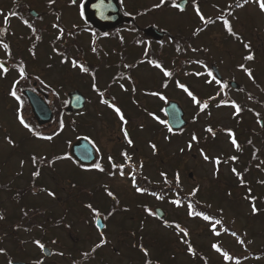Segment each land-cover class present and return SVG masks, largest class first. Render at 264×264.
Here are the masks:
<instances>
[{
  "label": "rangeland",
  "instance_id": "rangeland-1",
  "mask_svg": "<svg viewBox=\"0 0 264 264\" xmlns=\"http://www.w3.org/2000/svg\"><path fill=\"white\" fill-rule=\"evenodd\" d=\"M156 1L157 0H144V2L146 4L148 3V5L154 4ZM214 1L216 2L211 1V4L214 8H216L225 4L229 0ZM197 3H200V0H197ZM246 6L247 7L245 9L238 13L239 19H237V25L233 27V31L238 36H243L241 35L242 32L245 33L244 35H246V38L250 40L247 42L250 45L249 48L253 51L251 55H253L254 58L247 61V65L252 66L250 68H245L244 71L246 73L243 72V81L241 83L239 73L242 71L239 70V64L244 62L245 58L243 57L244 51L241 49L240 44L234 39L231 40L224 36L225 32L220 24L213 26L206 34H204V40L198 45V47L205 43V48L202 51L198 49L196 52H192L191 54V58L197 61H195V63L193 61L189 67L194 69V74L192 73L193 76L185 78V80L190 82V85L187 87V91L184 90L175 92L171 89L167 91L171 98L177 99L182 103L187 111V116L190 117V114H188L189 112H194L195 114L202 113L200 117L197 116V119H194L195 122H192L189 125L186 132L183 133L182 136L175 138L173 147H169L168 150H165V134L163 132L153 134L154 130L150 131L147 129L152 127L154 128L155 125L158 126V119L153 120L155 116H148V113H146L147 115L144 114L145 116H137V113L139 112L135 108L130 112L133 114L132 116H136V119L133 117L130 122L131 126L134 128L133 133H139L140 136V142L134 144L136 148L133 147V151L136 152L135 154L137 157L141 156L139 160L142 164L146 163L143 166L144 173L142 174L146 177V184L154 186L157 189H162L163 192L159 193L161 194L160 197L155 196V194H138L140 191L130 184L131 180L134 179V176L128 175L132 173V168L127 169V175L130 182L126 179V175L122 174L123 177H125L123 178L118 174V169L114 175L116 179L113 181V176H109V174H113L112 168H107L109 174H101L100 172H97V170L82 172V170L76 167V164L70 160L59 163H57V161L48 169L46 167H39L37 180L38 195L35 199L26 200L28 204L36 202L38 206H40L38 207L37 213L32 211L29 212L32 214V217L28 215L23 217L21 214L22 209H20L19 205L16 204L17 201L15 199L14 201L16 202L9 201L8 198L5 197L6 195L3 194V197L1 198L2 201H0V233L5 231L11 232L14 227L20 229L28 222L27 220L31 218L35 220L37 224V228L32 230L34 235L39 239L44 238V240L49 241L50 247L52 248L51 251L54 252L52 256L59 259V262H64V264H76L77 259L81 255L79 254V247H83L85 251H88L94 243H99L101 241V238L96 236L98 231L93 229L96 220L94 218V210L85 209L83 211V206L77 202V199H82L83 197L78 198V196L87 197L89 200H91L92 197L96 199L94 205L95 207H99L96 210L101 208L102 210L100 213L102 212L104 216V213H109L108 208L111 203L110 199L106 200L107 197H105V200H102V197L106 196L104 190L112 189L114 191L113 197L117 198V201H113L116 202V207L113 208V214L109 216L110 218H106L108 228L105 233H107V238H112L114 240L112 247L113 251L109 250L110 246L102 245V247L97 250V262H100V264H107L106 261L110 264H147L144 263V258L147 256L153 258L151 262L153 264H155L154 262H156L155 259H157V257L159 258L158 260H161L164 263L166 260L167 262L174 264L176 253L173 248V244H175V240L178 239V234H176L175 230L171 227L173 226L172 222L174 221L192 226L195 231L194 239L197 240L198 245L204 247L210 246L211 241H214L213 243H217L219 245H226L227 243L229 245H234L239 242L240 245L244 244L246 239H240V235H246V232L251 236V240L254 242L259 244L264 243V169H262L261 173L258 172L259 175L258 173L255 175L252 170L247 169L246 179L252 182L257 179L260 183H254V185L257 186V189L251 187L247 191L245 187L228 183L233 175L230 170V163L233 162L231 160V155H234L236 152L234 149L235 145L232 142L233 127L238 128L245 134V136L241 137L243 140H247V137L251 136L252 145L257 144L260 139L259 135L264 134L258 130L259 120L261 119L260 117H264V104L259 105L257 101L254 102L253 100L256 99V95L260 96L259 99L264 100V94H262L264 92V31L261 29L263 19L262 16L259 15L256 5L249 3ZM203 7H206V5ZM194 10L195 13L190 17L188 14L192 11L191 5H189L182 13L175 14L169 12L171 14H167L165 23L163 24L161 22L162 24L160 23L158 26H164L165 29H168V31L174 35L179 32L188 35L191 33V28L194 26L196 33L202 32L203 30L201 26L207 23L206 21L210 19L211 15H215V11L214 9L212 11L210 7L209 9L207 8L205 13L206 15L202 14L207 20H202L201 13L196 12V8ZM161 14L163 15V12ZM209 14L211 15L208 16ZM85 48L88 49L84 54L87 55L90 61L94 62L95 60L93 59V55L95 53L92 52L95 50H93V48L91 50V47L87 43H85ZM118 48L120 49L121 46ZM113 51H115L114 48ZM166 52L167 55H165V59L167 60L170 56L171 49H167ZM103 54L104 52H102V55ZM128 57V62L133 63L137 62L135 60L144 57V55H142L141 50H137L133 51ZM206 57L210 58V62L216 63L219 66L224 77L229 79L234 78L240 82L241 86H244L245 92H242L241 94L238 90H231L229 99L226 97H224V99L220 98L219 102L214 103L209 108L210 111L200 112L198 109H200L199 106L201 104V93H203L204 96H209V94L215 92L218 87L216 81L207 73V68H204L205 65L203 64V60ZM117 61L118 60L113 58V61L108 63L113 65V63H117ZM41 63L45 65L46 62ZM246 69L251 70V76L248 75ZM36 71L41 77L48 80L45 82V85L48 82L57 88L58 84L62 83L61 85L67 86L69 89L71 88L67 85V80H64L63 82L61 81L63 73L60 71L54 70L53 73H50L43 70L42 67H37ZM105 72L106 70L100 73L105 76ZM66 75L68 76V79L70 75L75 78V76L78 75L77 69L74 72L73 70L70 71ZM135 75L138 77L139 86L145 87L146 85L154 87L156 82L158 83L159 81L160 74L157 71L152 73L150 70L145 69L136 71ZM256 79L261 80L262 85L260 86H263L262 89L254 86L256 84L254 82H257ZM101 80L102 82L99 86L108 88V78L103 77ZM6 89L8 88L6 87ZM116 92L117 90H114L113 93ZM188 92H191L193 96L196 97V101H199V103L194 101L192 96L188 95ZM247 94H250V96ZM94 98L96 99L97 96H94ZM119 99L121 100L120 103H122V101L124 102V98L121 94L119 95ZM150 99V101L147 100L148 103H144L145 100L140 92L139 95L133 96L132 101L134 104L145 107L146 112L149 113L155 109L157 110V108L163 104L161 101L152 98ZM231 99L240 100L242 104L246 105L245 107L247 108L245 109V112H240L237 115L238 112L236 111L235 105H232V101H230ZM215 101H217V98ZM136 108L139 109V107ZM250 108L255 109L257 116H260H256V119L253 118V114L249 111ZM89 111L91 113L108 111L109 113L111 110L108 109L106 104H98L96 102L95 104L89 106ZM0 119L3 121V126H5L4 128L8 131L4 136L2 132L3 130H0V134L4 136V140H0V144H4L6 147L4 149L6 152H4L3 157L1 158V160H4L5 163L3 165L6 166L3 170V175L7 177V181L11 180V183H13L14 178L18 176V173H20L18 163L21 160V175L26 178L19 181L21 187L27 185V179L29 178V169L25 168V164H22L24 163L23 160L28 161L27 158H29L31 153L33 154L34 152L38 156H46L50 160L57 158L58 155H60L59 153H63L65 150H68L66 142L72 141L76 137L77 133L74 128L65 124L62 134L51 141V143L54 144L51 145L43 143L39 139H31L28 131L24 130L23 127H21L19 134V125L13 121L11 116L4 113L1 109ZM70 120L71 119L67 120V123ZM81 122L83 123V121ZM58 123H60V120ZM84 123L87 122L85 121ZM94 125H96V127L92 128V130L87 128L85 125H82L81 131H79L78 127L77 130L81 133L89 132L91 135H94L103 151L108 152L107 149H109V151L113 153V157L122 163L123 159L119 155V150L123 146L121 144H124V142L120 143L118 139V136L120 135L117 130V126L119 129V122L115 118L114 121L113 119H107L104 121L96 120ZM138 125L143 127V129L138 130ZM58 127L59 126L56 123L53 126H48L45 131H56L58 130ZM206 128L212 129L209 133V137L213 138L211 139V145L207 148H199L198 145L203 146L202 144H205L201 142V136H206L204 135L206 132L203 130ZM196 132H198V135L200 136V141L198 139L197 142L193 140L194 134L197 135ZM211 135H216V137H212ZM147 140H149V144H147ZM112 141L113 144H111ZM192 141V148L189 150L188 148L191 145L190 142ZM152 144L156 149V153L158 155L161 153L163 157L161 158V161L164 159L162 163L165 165L164 170L167 175H159L162 173V165L154 159ZM15 145L17 146V153H9L10 157L6 159L5 156L8 154V149ZM209 156H214V161H212V158L209 159ZM219 156L229 159L228 163L226 165L225 163H223V165L216 163L215 160H217ZM205 157H207V159ZM262 158L264 161V157ZM134 159L132 162L137 163ZM240 159L241 162L244 163L247 161L248 157L243 154ZM172 165L173 169L171 168ZM157 166L160 169H158ZM175 169H177V171H175ZM235 171L236 174L240 173V170ZM190 173L192 176L189 175ZM65 177L78 181V185H69L67 178ZM171 181L173 183H171ZM178 184L182 188V193L184 194L192 193L194 192V189H196L199 200L202 203L208 202L211 205V212L217 211L219 208L223 209L224 213L221 220H219L220 223H214L217 232H224L223 235L215 237L207 228V222L199 219L196 220L188 218L186 213L188 212L187 206L177 205L171 198L164 196L167 194L166 189L168 186H178ZM104 185H108L109 187ZM249 194H252V198L259 199L257 200L258 209L260 210L259 212H257L256 207L250 203V200H247L248 198L246 195ZM83 200L85 199L83 198ZM119 205L130 206L132 207V210L127 211L123 209L125 210L124 212L120 211V208L122 207ZM155 207H161L165 210L167 214L166 220L161 221L156 217V215H153L154 213H152V211ZM45 209H49V211L46 212ZM64 209L71 210L64 211ZM146 209L147 213L145 211ZM44 212L47 215H45ZM33 213L36 214L35 218L33 217ZM61 221H64L67 225H69L68 228L61 226L57 227V223H60ZM65 223H63V225L67 226ZM142 226L144 228H140ZM137 228H140V230L136 232L138 234V237L136 238L138 243L135 244L136 247L134 248L130 243H124V241L131 240V237H126L125 231ZM17 232L23 234V231L21 230H17ZM233 234L239 236L235 237ZM142 237H144L145 241L148 242L149 245L141 243V247L139 249V246L137 245H139V242L143 240ZM51 241L53 242L51 243ZM78 242L82 245L80 246ZM110 244L112 243L108 242L107 245ZM143 245L149 247V252L144 249L142 250ZM17 247L18 246L10 243L4 245V248L7 249L9 253L14 254L17 258L23 257V253H17V251L20 250ZM31 251L36 253H33L31 257L39 258L41 256L40 249L37 248L36 250ZM26 256L29 257L30 255L27 254ZM170 258H172V260H170ZM73 260L74 262H72ZM92 260L95 261L94 258H92ZM0 264H6L5 256H3V254L0 255Z\"/></svg>",
  "mask_w": 264,
  "mask_h": 264
},
{
  "label": "flooded vegetation",
  "instance_id": "flooded-vegetation-1",
  "mask_svg": "<svg viewBox=\"0 0 264 264\" xmlns=\"http://www.w3.org/2000/svg\"><path fill=\"white\" fill-rule=\"evenodd\" d=\"M87 1L88 0H75V2H73V0H0V62H2L4 68L7 69V72H5L4 68H0V109L4 113H7L9 116H11L13 121L19 125V134L21 127H23L24 130L28 131L31 139H36L32 137V133H36L37 130L34 128L36 127V124L32 123L30 118V114H33V111L28 97L25 96V91L27 90H31L45 98L46 102L49 103L51 109L55 112V118L56 111L58 110V114H60L59 116H61L62 120L74 119L79 120L80 122L83 121L84 123L85 120L88 119L104 121L115 118L117 120L119 116L121 117V114L123 115V120L131 121L133 117L136 119V116H132L133 114L130 113L131 110H129V102L125 112L122 113L111 111L109 113L108 111L91 113L88 109L77 114H69L66 112L67 104L69 103L68 94H70L73 90H80L87 98V106H90L96 102L98 104L105 102L109 96L113 97L112 92L114 90H117L116 93H119V95L121 94L123 97L126 96L122 90L123 87L129 89L128 96L130 95L129 98L131 100L133 96H137L141 92L142 97L145 100L144 103H148L147 100L150 101V98L158 101H160V98H165L168 93L167 91L170 89L177 92L182 91V87H180V85L184 84L186 87L190 85L188 80L182 81V75L179 69L172 71L173 67L171 64L165 63V52L167 50L165 39L160 38V40H156L153 36L148 35L145 32V29L151 25L155 26L156 29L164 30V26L159 27L158 25L161 22L163 24L165 23L167 14L182 13L185 11L184 9L177 7L166 8L167 5L165 0H163V3L162 0H157L156 3L151 5H148V3L146 4L144 0H119V7L123 15L130 21L125 26L127 30L126 32L119 31L118 33L115 32V34H113V31L109 33H101L93 26L91 22H89L86 17V13L84 12ZM157 5H159V7H157ZM255 5L258 8L259 15L262 16L263 25L261 29L264 31V10H261L257 0H255ZM197 7L198 6L193 3L191 10L193 11L195 8L197 9ZM230 9L231 8L226 7V12L224 11V15L221 18V23L218 22L219 24L224 25L223 30L225 32L224 36L226 37H231L227 32L228 25L236 26L237 19H239L238 13L241 12L239 10H234L231 12L230 16L228 15ZM162 12L163 15L161 14ZM188 16H192V13L189 12ZM125 24L122 25V28H125ZM244 34L245 33L242 32L241 35H243L244 39H247L246 35ZM203 36L204 35L202 32H195L194 26L191 28V33L188 35L179 32L178 38L180 40L182 37L191 39V45L189 48H193L192 50L194 51V48H197L198 45L204 40ZM113 39L115 40V44L113 43ZM119 40L127 41L128 43L125 45H119ZM136 40L142 41V44H140V46H138V44L134 45V42L132 41ZM85 43L91 47V50L92 48L95 50L92 52L95 53L93 55V59L95 60L94 62L90 61L87 55L84 54L88 49L85 48ZM5 44L7 45V48L4 47ZM240 44H243L242 40H240ZM143 45L145 48H143ZM181 45L183 46L182 43ZM204 45L205 43H203L201 46ZM119 46H121L120 49L118 48ZM113 48L115 51H113ZM146 48L151 49L154 54L157 51V65H160L159 67L157 65H140L138 63L134 65V62H128V56H130L133 51H137L138 49L146 50ZM102 52L105 54H103L104 57ZM121 57L124 58V61H126L127 64H121L119 67L117 63H113V65L108 63L113 61V58L119 60ZM140 59L141 58L138 60ZM73 61L76 62V66L73 65ZM105 61L107 62V65H103L102 69H98V66H100ZM41 62L46 63L44 65ZM81 64L88 69L87 72L81 70ZM37 67H42L43 70L50 73H53L54 70L60 71L63 73V78L61 81L63 82L64 80H67V85H69L71 88L69 89L67 86L61 85L62 83L58 84L57 88L48 82V84L46 83L45 85V82L48 80H45L40 76V74L36 71ZM76 69L78 74L76 75L77 77L75 76L74 78L70 75L68 79L66 74L72 70L74 72ZM106 69L107 72H105L106 74L103 76L100 72L105 71ZM145 69L150 70L152 73L157 71L160 74L159 81L158 83L156 82L154 87L146 86L145 83V87L139 86L138 77L135 75L136 71ZM166 71L170 72L171 75H165ZM182 74L186 78L193 76L191 69ZM239 75L242 82L243 72H240ZM103 77L108 78V88L99 86ZM119 80H122L121 85H118ZM256 81L257 82H254L256 83L254 86L262 89L263 86H260L262 85L261 80L256 79ZM6 87L8 89H6ZM13 90L16 91L17 95L20 97V100H17L11 95ZM91 93L95 95H92ZM94 96H97V98L95 99ZM257 97L260 96L257 95ZM261 101V99L257 101L259 105L262 104ZM29 108L31 113H29ZM157 111L158 113L153 115L155 116L154 119H159L162 121L163 126L164 115H162L160 111V106L157 108ZM153 112H155V110H153ZM144 114L145 113H137V116H145ZM20 116H23L24 121L30 126V128H26L20 123ZM33 117L35 118L34 114ZM4 127L3 121L0 119V130H3L2 132L5 136L6 132L8 131ZM117 130L120 134L118 136L120 143L124 142V144H121L123 146L119 150V155L123 157L124 154L122 153L124 148H131L133 144L140 142V136L136 133H133V127H125L124 132L128 133V136L130 137L129 141H131V143H129V141L126 142L124 140L121 124H119V129L117 126ZM261 132L264 133L262 130ZM3 135L0 134V140H4ZM93 137L95 138L94 135ZM259 138L260 139L257 144L259 145L258 148H260V150H258L256 157L257 159L254 164L257 166V168L261 169L264 167V162H262L260 158V153H262V149H264V134L259 135ZM95 143L97 144V147H99L98 155H96L97 161L95 164H99V168L103 169L99 171L101 174H109L107 168H112L113 174H109V176H113L114 181L116 179L114 175L117 169L119 171L118 174L122 173L127 177L128 168H135L133 172L136 173V175L144 173V169L141 167L140 163V166H135L132 164L133 162L129 160H126L123 164L124 167L127 166L126 169L121 168L120 166L118 167L116 165L117 163L113 161V153L109 151V149H107L108 152H104L96 138ZM111 144H113V141ZM5 148L6 147L4 144H0V201H2L1 198L3 197V194H5V197H7L9 201H14V199L17 201L14 202H16L20 209H22L21 214L23 217L26 215L32 217V214L29 212L32 211L37 213L38 207L40 206H38L36 202L28 204L26 200L35 199V197L38 195V175H34L36 172L39 173L37 154H35V152L33 154L31 153L30 157L27 158L28 161L23 160L24 163L22 164H25L26 169H29V178L27 179V185L21 187L19 181L26 179L21 175V160L18 163L20 173H18V176L14 178L13 183H11V180L7 181V177L3 175V170L6 166L3 165L5 163L4 160H1V158L3 157L4 152H6V150H4ZM16 148L17 146L15 145L8 149V154L5 156L6 159L10 157L9 153H17ZM66 161L67 160L63 158L58 160L57 163ZM110 190L113 192L112 189ZM105 195L106 196L102 197V200H105V197H107L106 200L108 199V195ZM111 198L113 199V195ZM95 200L96 199L92 197L91 203L93 207H95ZM45 210L46 212L49 211V209ZM66 210L68 209H64V211ZM99 210L102 209L100 208ZM109 211L110 215L113 214L112 205H110ZM186 213L188 218L196 219V217L191 215L189 210ZM33 214V217L35 218L36 214ZM45 215L47 214L45 213ZM27 221L28 222L20 229L14 227L11 232L5 231L0 233V255L3 254V256H5L6 264H11L12 260H19L22 262L36 261L35 258L31 257L33 253H36L34 251L32 252L31 250H36L38 248L37 241H39L40 245L50 246L49 241L44 240V238L39 239L34 235L32 230L37 228L35 220L29 218ZM56 226L68 228L69 225L64 226L63 223H60ZM106 227L108 228V226ZM171 227L172 229H175V233L178 234L179 239H176L175 244H173V248L176 253L174 264H264V243L259 244L254 242L251 240V236L248 235L246 231V235H240V239H246L244 244L240 245L239 242L235 243L234 245H229L228 243L226 245H219L217 243H213L214 241H211L210 246L204 247L198 245L197 240L194 239L195 231L193 230L192 226L180 223ZM140 228L144 227L142 226ZM207 228L209 231L212 229L211 226H207ZM17 230L23 231V234L17 232ZM133 230L134 229H131L126 234L127 238L132 236L134 233ZM105 232L106 231L104 230V232L100 231L97 233L96 236H98V238H103V240H101L99 243H94L93 246L89 248L90 250L85 251L83 247H79V254H81L80 257L90 256L95 258V261L91 260L88 264H100V262H97V250L101 248L102 245L110 246L109 250L113 251L112 247L114 240L112 238H107L108 236ZM210 233L219 236L223 235L224 232L220 233L217 231H210ZM137 235V233L134 234L131 237V240L127 241V243H130L133 246L135 243L134 239L138 237ZM233 236L238 237L239 235L233 234ZM52 242L53 241H51V243ZM108 242L112 244L107 245ZM144 242L145 244L149 245L148 242ZM7 243L18 246L17 248L20 250L17 251V253H23L24 256L17 258L14 254L9 253V251L4 248V245ZM78 244L80 246L82 245L80 242H78ZM97 245L100 246L97 247ZM214 245L216 247H214ZM145 248V250L149 252V247L145 245ZM7 254L13 255L14 258H8ZM27 254L30 256H26ZM158 259V257L155 259V264H171L166 260L164 263ZM58 260L59 259L52 257L51 259L46 260V264H64V262H59ZM144 260L145 263L151 264L153 258L147 256L144 258ZM170 260H172V258H170Z\"/></svg>",
  "mask_w": 264,
  "mask_h": 264
},
{
  "label": "water",
  "instance_id": "water-1",
  "mask_svg": "<svg viewBox=\"0 0 264 264\" xmlns=\"http://www.w3.org/2000/svg\"><path fill=\"white\" fill-rule=\"evenodd\" d=\"M186 1L180 3L181 7H185ZM86 15L89 20L96 28L101 31H107L114 28L122 23L123 16L118 7V0H89L86 4ZM146 32L153 35L156 39L163 36L164 33L158 32L154 27L146 29ZM216 74L220 76V73L216 67H214ZM237 87V86H236ZM26 97H28L29 102L32 106V110L39 124H45L50 122L53 118V111L51 110L46 100L32 91H25ZM69 107H67L68 112L78 111L83 109L85 106L86 98L79 92L75 91L70 94ZM180 107L177 102L170 101L166 106V110L169 115V123L174 129H179L185 126L187 123L184 119V110ZM71 154L78 162L84 164H90L95 160V150L90 143V141L85 138H79L71 147ZM192 175V174H191ZM157 214L161 218H165V212L161 209L156 210ZM98 228L103 229L104 220L99 217L97 221ZM49 249L45 248L44 253L50 255ZM13 264H30V263H20L13 262Z\"/></svg>",
  "mask_w": 264,
  "mask_h": 264
},
{
  "label": "snow or ice",
  "instance_id": "snow-or-ice-1",
  "mask_svg": "<svg viewBox=\"0 0 264 264\" xmlns=\"http://www.w3.org/2000/svg\"><path fill=\"white\" fill-rule=\"evenodd\" d=\"M73 2H75V0H73ZM246 2H247V0H245V3H246ZM257 2H258V4H259V7L261 8V10H264V0H257ZM162 3H163V0H162ZM174 6L177 7V8H180V5H179V4H175ZM157 7H159V5H157ZM197 12L199 13V8H198V7H197ZM201 19H202V20L205 19L204 16H203L202 14H201ZM206 22H207V21H206ZM228 31H229L230 33L232 32V29H231V26H230V25H228ZM61 32H62V30H61ZM233 34H234V33H233ZM4 47L7 48V45L5 44ZM245 47H246V48H249L250 45H249V44H246ZM253 58H254V57H253V55H251V54L245 57V59H247V60H252ZM73 65L76 66V62H75V61H73ZM157 66L159 67L160 65H157ZM241 67L243 68L244 65H241ZM0 68H4V65H3L2 62H0ZM80 68H81L82 71H85V72L88 71V69L85 68L82 64L80 65ZM4 71L7 72V69L4 68ZM246 71L248 72V75L251 76V70H250V69H246ZM209 74L211 75V73H209ZM165 75H171V73L166 71V72H165ZM213 79H215V77H213ZM180 87L185 88L184 85H180ZM185 91H187V88H185ZM11 95H12L13 97H15L17 100H20V97L17 95V93H16L15 90H13V91L11 92ZM188 95H189V96H192L193 100L196 101V97L193 96V94H192L191 92H188ZM196 102L199 103V101H196ZM206 106H207V105H205V107H206ZM113 107H115V105H113ZM235 107H236V111L239 112V111H240L239 105H236ZM115 110H116L117 113H120V109H119V108H116ZM120 118L123 120V115H122V114H121V117H120ZM19 119H20V123L23 124L24 127H26V128H30V126L24 121L23 116H20ZM165 123H166V121H165ZM30 130H31V129H30ZM208 131L211 132L212 129L209 128ZM48 139H51V137H48ZM193 139L195 140V139H197V138H196L195 136H193ZM232 142H233L234 145H236L237 148H239V145L236 143V141H235L234 138H233ZM129 143H131V141H129ZM125 155H126V154H125ZM205 158L207 159V157H205ZM233 159H235V157H233ZM34 160H35V158H34ZM217 163H219V160H218V159H217ZM97 167L99 168L100 166L97 165ZM101 170H103V169H101ZM234 171H235V169H234ZM121 174H122V173H121ZM34 175H39V173L36 172V173H34ZM137 190H138V191H144L143 189H139V188H138ZM109 195H112V193L109 192ZM176 203H178V202H176ZM89 207H91V205H89ZM254 210H255V208H254ZM204 218H205L206 220L210 219V217H207V216H205ZM216 223L218 224V223H220V221H216ZM213 228H215V224L213 225ZM37 243L39 244V241H37ZM40 246L43 247V245H40ZM99 246H100V245H97V247H99ZM214 247H216V246L214 245Z\"/></svg>",
  "mask_w": 264,
  "mask_h": 264
},
{
  "label": "trees",
  "instance_id": "trees-1",
  "mask_svg": "<svg viewBox=\"0 0 264 264\" xmlns=\"http://www.w3.org/2000/svg\"><path fill=\"white\" fill-rule=\"evenodd\" d=\"M29 110H30V108H29ZM29 113H31V110H30V112ZM56 113H57V116H58V110L56 111ZM30 118H31V121H32V123H35L36 124V129L38 130V133H37V138H45L46 140H49V142H51L54 138H55V136L58 134H61L62 132H63V130H62V125H61V123H59V124H57L58 126H59V128H58V130H56V131H51V132H46L45 130L48 128V126H53V125H55L56 123H57V119H55L54 121H53V123L51 124V125H48V126H44V127H39L38 126V123L36 122V120H35V118L33 117V114L31 113L30 114ZM86 125H89V128L91 129V128H93L94 127V123H92V121H90V120H86ZM71 125H69L70 127H72V128H74L75 130H76V134H81L80 132H78V130H77V125L79 124V121H74L73 123H70ZM76 125V126H75ZM80 131V130H79ZM206 133H208L209 134V131H206ZM206 135V134H205ZM207 136V135H206ZM206 136L203 138V141H206L205 139H206ZM48 137H51V139H48ZM40 160H41V158H39L38 159V161L40 162ZM41 162H43V160H41ZM47 164V162L45 161V165ZM198 216H200L199 218H201L202 220H206L204 217L205 216H202V215H198ZM208 217V216H207ZM210 220H212V219H210Z\"/></svg>",
  "mask_w": 264,
  "mask_h": 264
}]
</instances>
